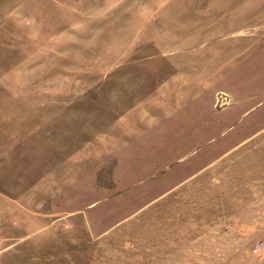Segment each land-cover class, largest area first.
<instances>
[{
    "label": "rangeland",
    "instance_id": "rangeland-1",
    "mask_svg": "<svg viewBox=\"0 0 264 264\" xmlns=\"http://www.w3.org/2000/svg\"><path fill=\"white\" fill-rule=\"evenodd\" d=\"M0 264H264V0H0Z\"/></svg>",
    "mask_w": 264,
    "mask_h": 264
}]
</instances>
